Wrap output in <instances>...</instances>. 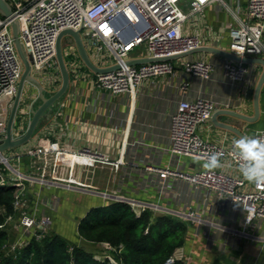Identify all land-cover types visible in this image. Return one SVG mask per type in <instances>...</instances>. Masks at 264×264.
Instances as JSON below:
<instances>
[{"label":"built area","instance_id":"obj_1","mask_svg":"<svg viewBox=\"0 0 264 264\" xmlns=\"http://www.w3.org/2000/svg\"><path fill=\"white\" fill-rule=\"evenodd\" d=\"M6 1L11 5L12 13L8 16L0 13V105H6L8 109L24 69L12 35L11 23L14 20L20 23L18 37L30 60L32 74L49 91L58 88L53 85L55 80L61 81L55 47L62 29H81L85 42L91 40L96 58L104 49L109 54L106 58L113 55L114 59H103L102 62H108L104 66L118 63L119 67L95 73V85L107 95L123 93L133 100L137 87L145 81L149 80L153 84L161 75L173 79L176 72L173 60L127 64L128 59L135 58L130 53L137 46H146L147 52L143 57L168 56L200 45L220 47L219 42L213 39L214 36L191 33L187 28V25L193 23V18L201 15L210 5H217L229 15L225 22L230 39L227 50L240 56L264 58V0H246L244 20L239 14V0L234 8L226 0ZM64 56L71 58L67 65L75 67L81 62L77 51L71 46L64 49ZM217 57L218 60L214 62L203 55L183 56L182 76L176 87L179 92H184L193 77L204 81L215 79L231 85L237 91L235 102L231 104L230 101L217 100L205 94H198L194 98L180 97L170 114L167 145L161 148L169 154V162L162 165L160 156L153 154L140 161L132 160L131 169L123 174L117 191H100L82 186L72 178L62 182L50 177L53 167L65 165L72 168L77 161L93 164L110 160L107 154L89 147L71 150L47 137L26 151L30 166L28 173L20 169L22 155L0 154V164L5 166L4 169L0 167V184L16 188L13 205L17 213L7 215L0 223V229L8 226L9 233H13L12 250L26 244L32 237L40 239L53 230V219L46 212V207L57 209V201H48V198L38 196L34 204H31L33 200L29 202V197L25 196L26 190L29 191L26 183L38 182L123 201L130 204L137 213L145 208H150L155 214L170 213L188 222L193 236H202L211 244L214 233H225L228 235L226 241L232 248L240 251L247 243L263 253L264 184L250 183L243 178L240 165L244 161L234 143L211 141L199 132V128L210 121L215 110H242L245 92L255 86L260 68L255 63L246 64ZM216 71L218 74L214 75ZM43 82L49 88H54L48 89ZM31 101L24 91L13 124L15 137L26 129ZM4 134L5 130H0V138ZM258 134L264 138V128L252 136ZM125 146L116 159L117 165H125L128 161L124 157ZM212 153H219L220 167L214 170L186 169L185 158L206 162ZM234 170L239 174L234 173ZM135 174L141 177L138 182ZM151 190L156 191L154 200L137 196L141 191L146 193ZM104 243L107 248L114 249L108 242ZM8 245L11 243H7L6 247ZM108 258L118 264L112 257ZM250 258L251 255L246 254L244 260L247 262ZM165 264L191 263L176 250L166 259Z\"/></svg>","mask_w":264,"mask_h":264},{"label":"crops","instance_id":"obj_2","mask_svg":"<svg viewBox=\"0 0 264 264\" xmlns=\"http://www.w3.org/2000/svg\"><path fill=\"white\" fill-rule=\"evenodd\" d=\"M237 0H226L230 7L234 8ZM241 8L240 17L244 20L246 17V0H239ZM197 19L191 21L193 23L187 25L189 32L201 33L205 36H211L219 42L220 47L227 48L229 45V36L225 26L229 15L224 9H220L217 5H210L205 8L201 15H197ZM210 41L211 38H208ZM264 40V36H263ZM87 49L93 58L94 50L88 41ZM146 53L136 54L130 53L131 57H143ZM196 55H203L206 59L216 62L219 57L213 53L198 52ZM183 57L173 59L176 72L175 77L171 79L167 75H161L155 79L152 84L149 80L145 81L136 89V95L133 100L123 93L107 95L99 89L94 82L95 73L89 70L82 62L77 66L69 65L70 69V86L64 99L60 102L55 113L35 132L31 140L15 148H10L4 153L7 156L13 154L22 155L20 169L29 166V157L26 151L47 137L59 141L61 146L71 150L89 147L93 150L105 153L110 157L109 161H99L89 163L96 167L94 186L83 185L79 178L74 177L78 170L81 169L82 161H77L71 167L59 166L51 169L50 177L58 181H66L72 178L79 185L94 188L100 191H117L119 184L123 179L125 171L130 170L132 160L140 161L153 155H159L161 164L166 165L169 160V154L163 152L168 142V131L170 125V114L175 103L180 97L194 98L198 94H205L214 97L217 100L230 101L234 103L237 99V91L226 83L212 79L204 81L198 77H193L191 84L184 92L178 91L176 84L181 79V61ZM98 65H105L108 62H95ZM260 72L262 70L259 65ZM218 72H214L217 75ZM38 78L39 76L36 75ZM48 89L50 87L43 82ZM61 81H54V86H60ZM174 84L173 86L171 85ZM25 92L33 99L36 96V90L27 83ZM261 116L254 123L247 124L243 131L252 136L256 131L264 128V92L260 97ZM242 111L246 113L252 112L251 100H247L244 95ZM9 109L6 105H0V130H5ZM200 134L211 141L222 142L224 144L233 143L239 137L234 133L218 128L211 121L205 123L199 128ZM126 141V142H125ZM136 143V144H135ZM144 143V144H143ZM124 147V157L128 160L125 165H117L116 159L120 157L121 150ZM145 157V158H144ZM24 158V159H23ZM187 170L203 168L202 161L185 158ZM86 163V162H84ZM139 167L140 165H136ZM234 173L239 174L234 170ZM78 177L81 176L79 173ZM137 182L140 175H136ZM126 186V182L123 181ZM28 189L33 197L34 204L38 196L43 195L48 201L56 200L57 209L46 207V212L53 218L58 213V208L67 204L66 198L70 192L75 190L68 189L63 186H42L40 183H27ZM48 193V194H46ZM127 193H129L127 191ZM93 196L83 201V203L71 204V209H77V206H84L78 212L69 214L62 213L64 221H73V230H63L64 235L71 237L77 235V225L80 218L92 206L106 204L109 198H104L100 194L88 193ZM68 195V196H67ZM133 195V193H132ZM156 191L151 190L144 193L141 191L138 197L145 200L156 199ZM136 196V195H135ZM66 197V198H65ZM93 200V201H92ZM62 208V207H61ZM64 208V207H63ZM80 208V207H79ZM79 214V215H78ZM58 218V215H56ZM63 229H65L63 227ZM62 232V233H63ZM68 233V234H66ZM225 233H214L212 236V244L207 242L202 236L187 235L186 240L194 241L193 245L187 244L186 240L183 246L177 249V252L184 258L188 259L191 264H260L264 253L245 243L241 250L232 248L226 241ZM231 240H233L231 238ZM191 242V241H190ZM233 243V241H231ZM259 253V254H258ZM246 254H250L249 261H245ZM257 260H256V259Z\"/></svg>","mask_w":264,"mask_h":264},{"label":"trees","instance_id":"obj_3","mask_svg":"<svg viewBox=\"0 0 264 264\" xmlns=\"http://www.w3.org/2000/svg\"><path fill=\"white\" fill-rule=\"evenodd\" d=\"M15 190L14 186L0 184V223L7 215L17 213L13 205ZM77 233L85 242H108L118 264H165L191 235L190 224L180 217L155 214L150 208L137 213L130 204L116 200L90 207L78 221ZM12 235L8 226L0 229V264H114L109 258L96 259L84 246L55 231L40 239L32 237L7 252ZM262 257L260 264H264Z\"/></svg>","mask_w":264,"mask_h":264},{"label":"water","instance_id":"obj_4","mask_svg":"<svg viewBox=\"0 0 264 264\" xmlns=\"http://www.w3.org/2000/svg\"><path fill=\"white\" fill-rule=\"evenodd\" d=\"M0 13L3 16H8L12 13L11 5L6 0H0ZM12 35L14 44L20 59L23 62V72L19 80L16 93L9 105V114L5 127V134L0 138V154H3L10 148H15L28 143L35 132L55 113L60 102L64 99L70 86V69L67 65L64 56V49L68 46L75 48L81 62L94 73H104L115 70L119 67L118 63H113L107 66L97 65L91 58L87 49V43L81 36V29L65 28L62 29L56 39V59L59 66L61 83L60 86L54 90H47L43 84L33 76L30 60L27 56L25 47L20 41L18 34L20 31V23L14 20L11 23ZM91 43V40H87ZM205 52L213 53L215 55L228 58L233 61H240L246 64L255 63L261 66L262 70L254 87H250L245 92L247 100H251L252 112L246 113L244 111L235 110L232 108H219L212 113L210 121L218 128L230 131L239 138L248 136L244 131L247 124L254 123L259 120L261 116L260 97L264 92V58L260 56H240L231 51L213 45H200L193 49L183 51L180 53L162 56V57H135L130 58L126 62L129 65H137L145 62L173 60L175 58L187 56L190 54ZM29 83L35 90L36 96L29 103L28 115L29 119L25 131L15 137L13 135V124L16 113L21 101L22 95L25 91V85Z\"/></svg>","mask_w":264,"mask_h":264},{"label":"rangeland","instance_id":"obj_5","mask_svg":"<svg viewBox=\"0 0 264 264\" xmlns=\"http://www.w3.org/2000/svg\"><path fill=\"white\" fill-rule=\"evenodd\" d=\"M197 17L198 16L196 15L194 17V19H197ZM146 52H147V50H146V46L145 45L137 46L132 51V53H136V54H138V53L139 54H143V53H146ZM99 55H101L103 57L99 58ZM107 55H109V54L107 53V50L104 49V50H102L97 55V58L95 57V55L93 56V58L92 57L91 58L95 62H97V61L98 62H102L105 59L107 60L108 58L110 60L114 59V56L113 55H111L108 58H106ZM70 59H71L70 56H65V60H66L67 63L70 61ZM82 163L83 164L81 165V169H79L78 172H77V174L75 173V175H73V176L79 178L81 180L80 182L83 185H88L89 184V186H92L93 187L94 186V181H95V179H94L95 178V174L97 172L96 171V167H94V165H90L89 163H84V162H82ZM29 169L30 168H28V165H27L24 170H25V172L28 173L29 172ZM79 173L81 174V176L78 177L77 175ZM27 183H26V185L28 186ZM42 186H44V185H42ZM46 194H48V193H46ZM25 196H28L29 197V202L31 200H33V197L30 195V192L27 191V190H26ZM46 196L43 195L42 197H46ZM88 197H89V200L90 199H93V196L92 195H89L88 193H85V192H81V191H77V190H75V192H70L69 197L68 198L65 197L66 200L68 201V205L69 206H67V204H65V205H62L61 206L62 208L61 207L58 208V210H57L58 213H56V215H58V218H56V215L53 216V218H52L53 219V230H51V231L58 232V233L62 234L63 236H65L64 235L65 233L63 232V230H73V226H74L73 221H64L63 220V217H62V213L65 216V214H69V213L75 212V211L78 212V211L82 210V208L84 206H80L79 205V206H77V209L74 210V208L71 209V204L73 205V203L74 204L81 203V202L83 203V201L85 199H87ZM63 227L65 229H63ZM66 234H68V233H66ZM65 237L68 238L69 240H71V242H73V243H76V244H79V245L84 246L87 250L91 251L94 254V257L96 259L102 260V259L108 258L109 256L113 258V256L111 255V252H110L112 249L111 248H107L106 245H105V243L94 244V243L85 242V241L81 240V238L78 237V235H75V237L74 236H71V237L65 236ZM13 240H14L13 237H11L10 238V242H8V243H11V245H8L6 247V249H5V251H7V252L12 251V247L11 246L14 243ZM192 240L190 238V240H188V241L186 240L187 241L186 243L187 244H191L190 246H192L194 244L193 243L194 241H192Z\"/></svg>","mask_w":264,"mask_h":264},{"label":"clouds","instance_id":"obj_6","mask_svg":"<svg viewBox=\"0 0 264 264\" xmlns=\"http://www.w3.org/2000/svg\"><path fill=\"white\" fill-rule=\"evenodd\" d=\"M233 143L244 161L240 165L243 178L250 183L264 184V138H261L259 134L242 136ZM202 166L207 170L220 167L219 153H212Z\"/></svg>","mask_w":264,"mask_h":264}]
</instances>
